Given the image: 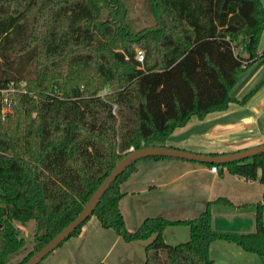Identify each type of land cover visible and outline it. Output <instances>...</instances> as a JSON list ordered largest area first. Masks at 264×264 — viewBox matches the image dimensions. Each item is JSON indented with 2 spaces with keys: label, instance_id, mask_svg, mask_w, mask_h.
<instances>
[{
  "label": "trees",
  "instance_id": "1",
  "mask_svg": "<svg viewBox=\"0 0 264 264\" xmlns=\"http://www.w3.org/2000/svg\"><path fill=\"white\" fill-rule=\"evenodd\" d=\"M142 10L147 23L139 26L127 0H0V87L11 91L8 104L0 93V264L26 247L18 225L36 223L33 250L15 263L24 264L131 150L166 146L192 116L204 120L253 93L232 96L240 76L264 64L262 0H143ZM164 159L172 158L142 159L116 179L93 214L102 226L126 243L150 241L144 264H215L219 240L264 259V193L252 233L215 231L211 203L197 218H147L129 231L121 185L140 162ZM204 165L264 185V153ZM175 226L190 228L189 241H165Z\"/></svg>",
  "mask_w": 264,
  "mask_h": 264
},
{
  "label": "crops",
  "instance_id": "2",
  "mask_svg": "<svg viewBox=\"0 0 264 264\" xmlns=\"http://www.w3.org/2000/svg\"><path fill=\"white\" fill-rule=\"evenodd\" d=\"M259 52L262 53L264 50H259ZM263 82L264 64L262 62L259 72L250 77L246 90L243 93L244 95H242V97L233 96L238 100H243L246 95L253 91L245 104L230 103L226 111L211 113L204 120H200L198 116H192L185 127L176 129L173 135L167 140L166 146H176L175 148L180 149H183V147H186L187 145L195 146L196 144H193L191 138L197 134H201L205 140H210L211 137H216L221 141L220 147L216 148L209 147L208 145H199L197 153L200 154H209L212 152L228 154L229 152H236L238 150L235 149L227 152V149H234L236 146L242 144L254 143L256 146L263 144ZM212 117L221 120V122L217 123L214 127L209 128L208 120ZM238 127L243 128L249 134H252L253 132L255 135L252 137L238 138L232 141V143H227L222 139L226 131H231ZM137 167V171L121 185L124 197L120 202V210L129 231L137 230L147 218L154 217L153 215H150L149 207H152L153 211L157 210L159 213L162 212L159 217L165 216L164 218H167L166 216H169L168 214L182 215L194 212L189 209V207H191L196 201H199L202 204V209L204 206L207 208L208 204L213 203L220 198H224L232 202L233 207L230 208L233 210H228L229 206H225V209H223L222 207L224 206L221 205H219V208L214 206V230L218 232L226 230L242 233L255 232L256 206L263 202L264 193V185L259 180L250 181L243 177L231 175L226 168L222 175H220L221 171L216 174L211 171V167L204 164L179 159L143 161L140 162ZM226 174H228L229 178H226ZM200 213L202 214L203 211H200ZM220 218L221 220L237 218L243 220L244 224L241 223L240 226L235 225L232 229L223 230L222 223L220 227H218ZM85 225L78 236L71 237L65 242L66 245L68 244L71 246L65 248L66 246L64 244V246L58 248L48 256V259H50L48 261H51L49 264H61L62 261L67 263L68 260L73 262L75 261V253L78 247L80 249L79 252L81 253L86 245H91L93 247L108 241L107 233L109 232L107 231L110 229H106L100 224L103 230L97 228V232L92 234L90 228L89 230L86 229ZM227 226L230 225L228 224ZM241 228H245L243 229L244 231H241ZM115 237L116 238L110 250L105 257L101 259L100 263L104 262V260L109 257L112 247L116 246L120 240H122L118 234ZM138 242H132L129 243V245ZM149 242H143V245H147ZM82 245L83 248L81 247ZM127 248L132 249V246Z\"/></svg>",
  "mask_w": 264,
  "mask_h": 264
},
{
  "label": "rangeland",
  "instance_id": "3",
  "mask_svg": "<svg viewBox=\"0 0 264 264\" xmlns=\"http://www.w3.org/2000/svg\"><path fill=\"white\" fill-rule=\"evenodd\" d=\"M127 1L131 5V15L134 19L135 24L139 26L145 25L147 23V20L144 16V11L142 10L143 0H127ZM262 2L264 3V0H262ZM259 50H264V32L262 35ZM140 52H143L142 49L136 48V53H137L136 57L139 55ZM261 66H262V61H258L251 68H249V70H247L240 76L238 84L232 90V96L242 97V95H244L243 93L246 90L250 77L252 75L257 74ZM4 111L3 113H6ZM219 122H221V120H217L216 118L212 117L208 120V127L212 128ZM254 135L255 133L252 132V134H249L243 128L238 127L237 129L226 131L222 139H224V141H226L227 143H232V141L238 138L252 137ZM191 139H192L191 141H193V144L195 143L196 145L195 146L187 145L186 147H183V149L185 148L186 150H190V151L196 150L195 152H198L197 148L201 144L208 145L209 147H212V148L220 147L221 145L220 139L216 137H211L210 140H205L201 134H197V135H194ZM176 145H179V144H176ZM171 146H175V145H171ZM255 146L256 145L254 143H247L245 145L242 144L240 146H236L234 149H227L226 151L228 152V151H233L235 149L239 150L243 148L244 149L252 148ZM226 176H227L226 178H229L228 174H226ZM201 205L202 204L199 201H196L191 207H189V209H191L194 212L185 213L182 215L168 214L169 216H166V217L167 219H171V220L172 219H191L194 217H198L201 214L200 211L204 212L206 210L205 206L201 209ZM214 206L216 208H219V205L215 204L214 202L210 204L211 211H212V221H214V211H215ZM222 208L225 209V206ZM148 209H150V212H149L150 215H153L154 217H159L162 213V212L159 213L157 210L153 211L152 207L151 208L149 207ZM228 210H233V209L229 207ZM162 215H167V214H162ZM221 223H222L223 230L232 229L235 225L240 226L241 223L244 224L243 220L237 219V218L223 219V220H221L220 218L218 227H220ZM100 224L101 223L97 215H93L90 218V220L86 223L85 226H86V229L88 230L90 228L92 234H95L97 232V228H100L101 230H103ZM228 224L230 226H227ZM18 227L21 231L22 237H24L26 240V247L22 251L17 253L16 255L12 256L9 260V264H15L21 261L22 259H24L27 253L31 252L34 248V235L36 231V223L34 221H31L25 226L18 225ZM241 229H242L241 231H244L243 229L245 228H241ZM107 232L109 233H107L108 241L106 243L93 246V247L91 245H88V246L86 245L84 247V250L81 253L79 252L80 249L78 247L75 253L76 255L75 261L71 262V260H68L67 263H65V261H62L61 264H97V263L98 264H102V263H105V264H144L145 263L146 261V251H145L146 247L145 246L147 245L146 244L143 245L144 243L142 241L129 245V243H126L123 240H120V242L116 246L112 247L111 254L109 255V257L106 260H104V262L100 263L101 259L105 257L107 252L110 250L112 244L114 243V240L116 238L115 236H117V233L112 229H110ZM222 232L242 233V232H233L232 230H226ZM189 239H190V228L188 226L169 227L165 232V241L171 245L185 243L189 241ZM64 244L66 246L65 248H67V246H71L68 244L66 245V243ZM131 246H132V249L127 248ZM81 247L83 248V245ZM210 252H211V257L215 260V264H264V259L260 257L259 255L248 253L244 251L238 245L234 243H228L222 240L216 241L211 246ZM48 258L49 257H46L40 264H49V262L51 261H48L50 260Z\"/></svg>",
  "mask_w": 264,
  "mask_h": 264
},
{
  "label": "water",
  "instance_id": "4",
  "mask_svg": "<svg viewBox=\"0 0 264 264\" xmlns=\"http://www.w3.org/2000/svg\"><path fill=\"white\" fill-rule=\"evenodd\" d=\"M264 153V143L252 148L236 151L220 156L210 154H200L197 152L169 147V146H149L137 150H131L113 169L108 177L99 186L89 202L80 214L66 226L57 236H55L42 249L37 251L24 264H40L46 257L60 247L66 240L70 239L77 228L82 226L91 216H93L101 198L116 181V179L126 171L133 163L149 157H165L179 160H186L200 164L225 165L233 162L243 161Z\"/></svg>",
  "mask_w": 264,
  "mask_h": 264
},
{
  "label": "built area",
  "instance_id": "5",
  "mask_svg": "<svg viewBox=\"0 0 264 264\" xmlns=\"http://www.w3.org/2000/svg\"><path fill=\"white\" fill-rule=\"evenodd\" d=\"M137 59L139 60V61H143V59H144V54H143V52H140L139 53V55L137 56ZM12 86V85H11ZM10 89H2L1 87H0V93L2 94V96H3V103H5V104H8L9 102H8V98H9V96H10ZM116 106H115V110H116ZM5 110V111H4ZM3 111L4 112H10V107L9 106H7V107H5L4 109H3ZM225 169V168H224ZM211 171L213 172V173H219V168L218 167H212L211 168Z\"/></svg>",
  "mask_w": 264,
  "mask_h": 264
}]
</instances>
